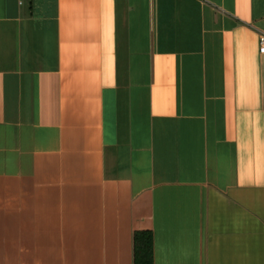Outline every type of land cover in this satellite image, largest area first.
Here are the masks:
<instances>
[{"label": "crops", "instance_id": "obj_1", "mask_svg": "<svg viewBox=\"0 0 264 264\" xmlns=\"http://www.w3.org/2000/svg\"><path fill=\"white\" fill-rule=\"evenodd\" d=\"M264 0H0V264H264Z\"/></svg>", "mask_w": 264, "mask_h": 264}, {"label": "trees", "instance_id": "obj_2", "mask_svg": "<svg viewBox=\"0 0 264 264\" xmlns=\"http://www.w3.org/2000/svg\"><path fill=\"white\" fill-rule=\"evenodd\" d=\"M152 239V233L148 230L133 233V264H152Z\"/></svg>", "mask_w": 264, "mask_h": 264}, {"label": "built area", "instance_id": "obj_3", "mask_svg": "<svg viewBox=\"0 0 264 264\" xmlns=\"http://www.w3.org/2000/svg\"><path fill=\"white\" fill-rule=\"evenodd\" d=\"M23 0H19V3H22ZM258 45H259V52L264 53V33L258 34Z\"/></svg>", "mask_w": 264, "mask_h": 264}]
</instances>
